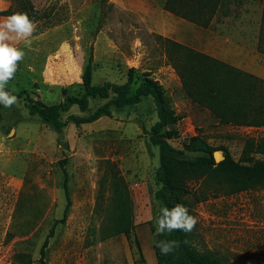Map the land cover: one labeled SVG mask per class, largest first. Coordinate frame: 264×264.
<instances>
[{
    "label": "rangeland",
    "instance_id": "obj_1",
    "mask_svg": "<svg viewBox=\"0 0 264 264\" xmlns=\"http://www.w3.org/2000/svg\"><path fill=\"white\" fill-rule=\"evenodd\" d=\"M31 1L55 19L36 24L31 47L17 43L26 55L6 90L16 96L24 92L23 97L11 108L0 105V264H41L42 253L44 264H161L154 247L155 219L163 205L156 198L159 147L150 140L158 121L153 99L125 108L110 103L109 116L80 126L70 122L62 130L39 118L36 102L67 104L68 96L81 94L92 49L94 84L126 83L135 69L133 92L144 74L164 87L176 112L165 129L175 148L185 149L187 139L199 135L250 166L251 159L264 157L256 152L264 126L220 123L185 90L176 67L183 60L171 42L195 51L189 43L206 48L209 16L214 53L226 61L213 58L241 64L238 69L249 73L255 64L251 49L264 55V0H172V7L188 18L167 10L168 0ZM13 2L0 0V11ZM158 5L188 22L196 23L189 18L197 17L205 31L170 21ZM171 27L176 36L162 35ZM259 63L264 64V56ZM109 102L93 100L84 113L72 107L63 119L89 116ZM214 159L222 161V151ZM65 172L71 206L62 223L68 204ZM118 177L128 188L133 228L109 236L117 226L113 183ZM193 188L195 196L182 205L198 219L196 247L227 264H264V187L239 191L232 178L221 175L201 178Z\"/></svg>",
    "mask_w": 264,
    "mask_h": 264
},
{
    "label": "trees",
    "instance_id": "obj_2",
    "mask_svg": "<svg viewBox=\"0 0 264 264\" xmlns=\"http://www.w3.org/2000/svg\"><path fill=\"white\" fill-rule=\"evenodd\" d=\"M216 1L218 3L219 0ZM171 2L172 0L167 1L165 5L167 10L189 17L188 14L179 13L172 7ZM209 5L211 4L206 3V11L210 9ZM14 12L27 13L36 24L42 20L55 19L52 18L51 12L37 9L31 0H14L8 9L0 11V16L7 17ZM189 19L199 24L202 22L197 17ZM206 25H208L207 19ZM171 43L177 53L176 57L183 60L182 66L179 65V67L176 64V67L179 69L185 90L189 91L199 104H206V109L215 113L220 123L264 126L263 79L187 46L176 42ZM93 62L94 54L91 49L82 75L83 82L80 84L82 93L68 96L67 104L49 106L42 101L36 102L38 104L36 113L42 121L51 124L57 130H62L70 122L80 126L109 116L110 103L118 108H125L139 104L146 97H151L156 107L158 121L152 127L150 140L159 147L160 155V166L156 172L160 188L156 192V198L163 206L171 209L176 204H182L183 201L194 197L193 184L204 177L221 175L230 177L239 191L249 186L264 187V157L258 160L251 159L250 166L243 165L234 160L227 147H215L199 135L188 138L184 143L185 149L175 148L170 142L171 133L165 129L175 122L176 112L170 104L164 87L151 78L150 74H144L142 84L133 92L135 69H130L126 83L107 82L96 85L93 83ZM187 75H189L188 79ZM192 86L198 87L199 90H191ZM205 89L206 95L203 91ZM23 93L20 92L17 97H23ZM29 99L32 103L34 102L31 98ZM97 99L110 100V102L100 106L89 116L70 114L67 120L63 119V114L75 106L80 112H88L91 102ZM256 147V152L264 156V139L258 142ZM217 151H222L224 157L219 163L214 159V153ZM113 184L118 213L116 230L109 236L129 234L133 228V222L128 188L120 177ZM64 187L68 204L64 217L60 221L62 223L66 221L71 206L67 174ZM195 237L194 231L187 234L174 231L170 234L158 235L154 247L159 262L161 264H227L209 252L200 251L195 245ZM48 238L44 249L48 244ZM162 240L177 242L176 247L168 255H162L157 247V242ZM44 258L45 253H42L41 264L45 263Z\"/></svg>",
    "mask_w": 264,
    "mask_h": 264
},
{
    "label": "clouds",
    "instance_id": "obj_3",
    "mask_svg": "<svg viewBox=\"0 0 264 264\" xmlns=\"http://www.w3.org/2000/svg\"><path fill=\"white\" fill-rule=\"evenodd\" d=\"M36 28V23L27 13L14 12L7 17L0 18V105L5 108H11L19 103L18 97L6 90L7 84L15 78L18 67L26 55L17 43L23 42L25 48L31 47V38ZM155 223L158 235L170 234L174 231L187 234L195 229L198 219L189 214V209L185 205L176 204L171 209L161 206ZM176 245V241L157 242L162 255H168Z\"/></svg>",
    "mask_w": 264,
    "mask_h": 264
},
{
    "label": "crops",
    "instance_id": "obj_4",
    "mask_svg": "<svg viewBox=\"0 0 264 264\" xmlns=\"http://www.w3.org/2000/svg\"><path fill=\"white\" fill-rule=\"evenodd\" d=\"M158 7L159 8L157 9V11H160L159 13H161L162 16L166 17L167 19H169L170 21H172L174 23H180V24L185 25L188 28H191L192 30H195V31H199V29L203 28L200 25L197 26L196 23L188 22L183 18H179L178 16H175L171 12L166 11L162 6L158 5ZM206 19L209 21V16H207ZM202 30H204V29H202ZM173 31H174V28L171 27L170 29L163 31L162 35L167 36V37H174V36H176V34ZM205 32H206L205 33L206 34V48H202V46L200 47V46H197L193 43H189V44L186 43V44L190 45L191 47H193L194 49H196L198 51L206 52V54H208L212 57L218 58L220 60L221 59L225 60L220 56L218 57V55L216 56V53H214V49H213L214 43L211 40L214 36L212 35V30L210 29V23H208V25H206V31ZM217 40H218V46H219V44H220L219 39H217ZM226 41L227 40L225 39V41H223L222 44L226 45L227 44ZM180 43L184 44V42H182V41H180ZM203 46H204V44H203ZM251 52L254 53V60L252 62H255V64H254V66H252V69L249 71V73H251L252 75H255L259 78L264 79V64L259 63L260 57L262 59V57L264 55L257 47L256 48L254 47V49H251ZM231 64L237 68L243 69V66L241 64L232 63V62H231Z\"/></svg>",
    "mask_w": 264,
    "mask_h": 264
},
{
    "label": "bare ground",
    "instance_id": "obj_5",
    "mask_svg": "<svg viewBox=\"0 0 264 264\" xmlns=\"http://www.w3.org/2000/svg\"><path fill=\"white\" fill-rule=\"evenodd\" d=\"M217 154H219V153H217Z\"/></svg>",
    "mask_w": 264,
    "mask_h": 264
}]
</instances>
